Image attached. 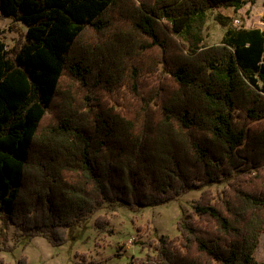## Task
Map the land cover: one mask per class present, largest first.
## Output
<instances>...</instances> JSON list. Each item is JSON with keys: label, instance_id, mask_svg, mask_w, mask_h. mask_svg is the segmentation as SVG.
<instances>
[{"label": "trees", "instance_id": "16d2710c", "mask_svg": "<svg viewBox=\"0 0 264 264\" xmlns=\"http://www.w3.org/2000/svg\"><path fill=\"white\" fill-rule=\"evenodd\" d=\"M247 3L0 0L27 26L13 52L0 36L4 245L11 225L59 246L107 204L201 190L179 234L139 241L129 264H264V27L219 14L222 43L204 42L209 10Z\"/></svg>", "mask_w": 264, "mask_h": 264}, {"label": "rangeland", "instance_id": "374dc122", "mask_svg": "<svg viewBox=\"0 0 264 264\" xmlns=\"http://www.w3.org/2000/svg\"><path fill=\"white\" fill-rule=\"evenodd\" d=\"M263 1L248 0L238 11L233 8L209 10L205 44L214 45L223 41L229 27L216 19L219 14L231 17V26L234 27L263 28ZM26 32L27 26L22 22L0 16V36L9 51L13 52L25 40ZM226 184H213L210 187L217 193ZM200 195L201 190H192L167 203L139 207L136 210L119 204H107L74 227L68 236V242L59 246L51 244L42 236L32 239L22 236L16 226L11 225L7 246L3 243L4 239L0 238V264H20L19 260L24 256H27L26 264H87L89 261L100 264H129L133 256H143L147 251L136 244L139 241H155L161 234L171 237L178 235V221L182 213L191 211L193 201ZM102 214L110 218L112 234L96 227V218ZM1 226L0 219V229ZM255 256L259 261H264V233Z\"/></svg>", "mask_w": 264, "mask_h": 264}]
</instances>
